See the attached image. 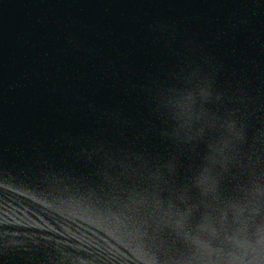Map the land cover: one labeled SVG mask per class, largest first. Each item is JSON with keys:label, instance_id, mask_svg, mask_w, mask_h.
Returning a JSON list of instances; mask_svg holds the SVG:
<instances>
[{"label": "water", "instance_id": "water-1", "mask_svg": "<svg viewBox=\"0 0 264 264\" xmlns=\"http://www.w3.org/2000/svg\"><path fill=\"white\" fill-rule=\"evenodd\" d=\"M0 264H264V0H0Z\"/></svg>", "mask_w": 264, "mask_h": 264}]
</instances>
